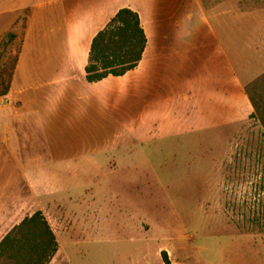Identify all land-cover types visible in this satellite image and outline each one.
Listing matches in <instances>:
<instances>
[{"label":"crops","instance_id":"crops-1","mask_svg":"<svg viewBox=\"0 0 264 264\" xmlns=\"http://www.w3.org/2000/svg\"><path fill=\"white\" fill-rule=\"evenodd\" d=\"M247 5L0 0L3 21L28 12L11 92L0 107V159L22 186L15 203L64 225L55 229L48 220L63 235L60 246L80 222L68 209H83L86 194L107 191L104 168L118 175L133 166L137 147L249 120L246 87L264 75V8ZM122 9L140 17L148 39L143 59L124 77L90 84L92 42Z\"/></svg>","mask_w":264,"mask_h":264},{"label":"rangeland","instance_id":"rangeland-1","mask_svg":"<svg viewBox=\"0 0 264 264\" xmlns=\"http://www.w3.org/2000/svg\"><path fill=\"white\" fill-rule=\"evenodd\" d=\"M262 2L247 0L246 9L264 8ZM27 17L24 12L10 22L0 15V85L10 81ZM248 90L264 114V83ZM133 153L130 169L111 175L104 168V194H86L83 209L66 204L80 222L50 264H164L163 252L173 264H264L259 115L211 134L148 143ZM3 163L0 159V243L35 207L15 203L22 186L13 166ZM48 220L55 229L64 226Z\"/></svg>","mask_w":264,"mask_h":264},{"label":"trees","instance_id":"trees-1","mask_svg":"<svg viewBox=\"0 0 264 264\" xmlns=\"http://www.w3.org/2000/svg\"><path fill=\"white\" fill-rule=\"evenodd\" d=\"M147 45L148 39L139 15L129 9L120 10L92 42L86 67L87 82L95 84L109 77H124L139 66ZM19 55L10 81L0 85V99L10 94ZM260 83H264V75L247 86L246 92L254 110L251 119H254L255 114L259 115L264 126L260 105L248 90ZM59 247L57 236L48 220L42 212H37L25 218L1 241L0 263L50 264L59 252ZM162 260L164 264H173L167 252L162 253Z\"/></svg>","mask_w":264,"mask_h":264}]
</instances>
